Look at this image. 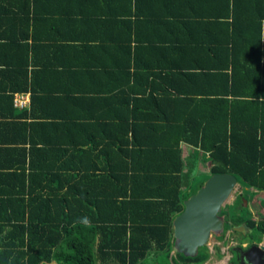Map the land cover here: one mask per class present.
Returning <instances> with one entry per match:
<instances>
[{
	"label": "trees",
	"instance_id": "trees-1",
	"mask_svg": "<svg viewBox=\"0 0 264 264\" xmlns=\"http://www.w3.org/2000/svg\"><path fill=\"white\" fill-rule=\"evenodd\" d=\"M53 1L0 0V17L29 15L33 3ZM232 11L225 41H209L206 48L202 44L203 52L209 49L220 59L217 65L204 66L208 70L203 75L220 86L135 99L133 122L114 127L126 136L113 154L120 158L117 167L81 170L79 165H90L84 148L73 152L72 146V154L48 148L42 154L32 138L28 147L5 148L9 161L0 162V264L207 260L206 245L194 257L172 254V221L182 212L183 200L215 173L233 174L245 186L235 198L240 206L249 189L264 191V0H232ZM91 28L96 34L94 21ZM70 125L72 134L102 129L92 123ZM182 143L193 151L184 155ZM205 161L208 176L192 189V169L200 171L199 163ZM220 214L224 233L230 229L239 234V246L248 237L246 247L264 241V215L246 217L228 205ZM243 222L250 231L246 235L234 230ZM162 254L165 259H158ZM238 261L232 254L228 263Z\"/></svg>",
	"mask_w": 264,
	"mask_h": 264
},
{
	"label": "crops",
	"instance_id": "crops-1",
	"mask_svg": "<svg viewBox=\"0 0 264 264\" xmlns=\"http://www.w3.org/2000/svg\"><path fill=\"white\" fill-rule=\"evenodd\" d=\"M56 1L0 17V162L32 138L42 154L84 148L81 170L113 169L126 137L114 127L133 122L135 99L220 86L203 75L220 59L202 44L229 36L232 0ZM72 122L102 129L72 134Z\"/></svg>",
	"mask_w": 264,
	"mask_h": 264
},
{
	"label": "water",
	"instance_id": "water-1",
	"mask_svg": "<svg viewBox=\"0 0 264 264\" xmlns=\"http://www.w3.org/2000/svg\"><path fill=\"white\" fill-rule=\"evenodd\" d=\"M237 181L230 173L212 174L195 193L183 201L182 212L172 221L173 252L194 257L199 247L208 244L211 233L223 230L224 221L220 213L238 185ZM246 228L243 222L235 226L234 230L245 234ZM240 261L244 264H264V242L242 250Z\"/></svg>",
	"mask_w": 264,
	"mask_h": 264
},
{
	"label": "rangeland",
	"instance_id": "rangeland-1",
	"mask_svg": "<svg viewBox=\"0 0 264 264\" xmlns=\"http://www.w3.org/2000/svg\"><path fill=\"white\" fill-rule=\"evenodd\" d=\"M205 162L199 163V166H202L200 171L198 170L195 171L192 169L193 174H195V177H193L192 179L193 181L191 183L192 189L196 188V186L198 185L197 183L198 181L203 180L205 179V177L208 176V171L206 170L207 163L205 164ZM237 183L238 185L231 193L229 198L225 201L224 206L228 205L232 212L242 214L243 216L244 213H246V217L247 216L249 217L252 214L253 216H256L257 213L264 215V191L249 189L250 191L248 194H246L247 196L244 197L245 201L242 202L243 204L241 205L242 206L241 207L237 201L235 203V198L242 193V191L245 189V186L241 182L237 181ZM245 231L246 232L244 235L250 232L248 228H246ZM249 241H250L249 237L245 238L242 240V244L246 245V243H248ZM238 242H239V234L233 233L230 229L225 233L223 230L219 233H212L207 244L209 248L210 256L203 264H232V263H228L232 254L236 255L237 260L239 258L237 257L236 251L235 252L231 251V248L237 246ZM172 254H175V252L172 251ZM165 257L166 255L162 254L158 256V259L162 260L165 259ZM146 261L148 262V260ZM238 262H240L238 264H243L241 263L240 259Z\"/></svg>",
	"mask_w": 264,
	"mask_h": 264
},
{
	"label": "flooded vegetation",
	"instance_id": "flooded-vegetation-1",
	"mask_svg": "<svg viewBox=\"0 0 264 264\" xmlns=\"http://www.w3.org/2000/svg\"><path fill=\"white\" fill-rule=\"evenodd\" d=\"M259 243H260V242H259ZM259 243H256V244H259ZM252 244H254V243H252ZM252 244H251V245H252ZM246 246H247V243H246V245H243V244L241 243V246L238 245V246H235V247H234V250L237 251L239 257H240L241 251H242V250H245V249H247V248L249 247V246H248V247H246ZM243 264H244V263H243Z\"/></svg>",
	"mask_w": 264,
	"mask_h": 264
},
{
	"label": "built area",
	"instance_id": "built-area-1",
	"mask_svg": "<svg viewBox=\"0 0 264 264\" xmlns=\"http://www.w3.org/2000/svg\"><path fill=\"white\" fill-rule=\"evenodd\" d=\"M15 105H22V102L19 99H14Z\"/></svg>",
	"mask_w": 264,
	"mask_h": 264
},
{
	"label": "clouds",
	"instance_id": "clouds-1",
	"mask_svg": "<svg viewBox=\"0 0 264 264\" xmlns=\"http://www.w3.org/2000/svg\"><path fill=\"white\" fill-rule=\"evenodd\" d=\"M245 199H243V201H244ZM223 218V217H222ZM223 229H224V227H223ZM211 235H212V233H211ZM211 237V236H210ZM262 242H264V241H262ZM261 243V242H260ZM207 246V245H206ZM238 246V245H237ZM235 247V246H234ZM239 257V256H238ZM239 259H240V257H239Z\"/></svg>",
	"mask_w": 264,
	"mask_h": 264
}]
</instances>
